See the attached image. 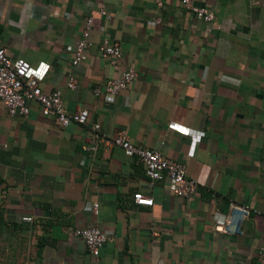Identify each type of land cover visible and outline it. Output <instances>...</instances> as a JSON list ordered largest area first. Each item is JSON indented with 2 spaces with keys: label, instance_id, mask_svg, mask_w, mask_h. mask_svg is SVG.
Listing matches in <instances>:
<instances>
[{
  "label": "crops",
  "instance_id": "0c3cea01",
  "mask_svg": "<svg viewBox=\"0 0 264 264\" xmlns=\"http://www.w3.org/2000/svg\"><path fill=\"white\" fill-rule=\"evenodd\" d=\"M192 2L215 19H196L179 0L160 8L153 0H0V47L29 63L43 91L57 89L68 111L88 112L85 123L60 127L36 102L21 116L0 100V219L26 237L23 264H86L74 232L90 225L106 236L99 264H256L264 250V0ZM88 18L92 46L71 66ZM103 39L119 41L116 62L100 54ZM127 66L137 75L111 100L94 93ZM93 123L105 138L122 129L183 163L197 191L186 198L165 179L150 182L117 145L100 142L89 156L81 146ZM136 192L152 204L134 203ZM229 212L230 230L219 231Z\"/></svg>",
  "mask_w": 264,
  "mask_h": 264
},
{
  "label": "built area",
  "instance_id": "2783aa9c",
  "mask_svg": "<svg viewBox=\"0 0 264 264\" xmlns=\"http://www.w3.org/2000/svg\"><path fill=\"white\" fill-rule=\"evenodd\" d=\"M153 3L156 8H160L163 0H153ZM179 3L200 21L211 23L215 19L213 11L195 5L192 0H179ZM99 12L101 15L106 16L103 10ZM156 21L159 22V19L157 18ZM91 25L92 19L88 18L70 60L71 66H75L84 61L85 53L92 46L89 40ZM98 50L102 56L108 57L111 63L121 58V45L117 40L109 41L108 39H103L98 45ZM5 51L4 48L0 47V100L10 115L18 114L28 116L30 102H36L40 106L42 114L53 116L60 127L72 123L82 124L86 122L87 110H80L78 112L68 111L64 107L62 96L57 89L49 92L43 91L38 82V78L29 72V63L21 58H11ZM136 75V70L131 66H127L120 72L119 76L117 75L115 78L107 79L102 84L96 85L94 87V93L97 95L104 93L106 99L111 100ZM65 84L71 89L75 87V83H73L70 75H68ZM100 142L103 143L105 149L117 145L125 155L135 158L142 164L145 175L150 182L165 179L166 186L172 194L189 198V196L197 191L198 182L195 179L187 177L183 163L164 157L157 149L145 148L132 143L125 130H118L110 138H105L98 123H93L89 127V139L86 144L81 146V149L89 156H93ZM132 200L136 204L149 206L152 204V198L150 196H144L140 192L134 193ZM232 207L231 205L230 208ZM90 209L91 213L96 215L98 212V203H92ZM230 216L231 213L229 212L225 219L226 222L217 227L219 231L227 232L230 230ZM74 233L85 244L88 255L86 264H99L98 260L101 249L106 240L103 231L97 225H90L76 228ZM256 264H264L263 249L257 252Z\"/></svg>",
  "mask_w": 264,
  "mask_h": 264
},
{
  "label": "rangeland",
  "instance_id": "374dc122",
  "mask_svg": "<svg viewBox=\"0 0 264 264\" xmlns=\"http://www.w3.org/2000/svg\"><path fill=\"white\" fill-rule=\"evenodd\" d=\"M26 240L20 229L7 227L0 221V264H23L18 243Z\"/></svg>",
  "mask_w": 264,
  "mask_h": 264
},
{
  "label": "trees",
  "instance_id": "16d2710c",
  "mask_svg": "<svg viewBox=\"0 0 264 264\" xmlns=\"http://www.w3.org/2000/svg\"><path fill=\"white\" fill-rule=\"evenodd\" d=\"M0 221H1V223H2L3 225H5V222H3L1 219H0Z\"/></svg>",
  "mask_w": 264,
  "mask_h": 264
}]
</instances>
